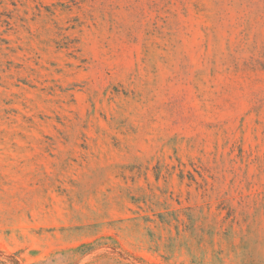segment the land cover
Segmentation results:
<instances>
[{"label": "rangeland", "instance_id": "374dc122", "mask_svg": "<svg viewBox=\"0 0 264 264\" xmlns=\"http://www.w3.org/2000/svg\"><path fill=\"white\" fill-rule=\"evenodd\" d=\"M0 264H264V0H0Z\"/></svg>", "mask_w": 264, "mask_h": 264}]
</instances>
